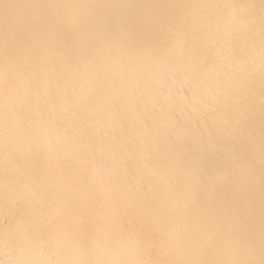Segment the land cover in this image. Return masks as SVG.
Wrapping results in <instances>:
<instances>
[{"label":"bare ground","instance_id":"6f19581e","mask_svg":"<svg viewBox=\"0 0 264 264\" xmlns=\"http://www.w3.org/2000/svg\"><path fill=\"white\" fill-rule=\"evenodd\" d=\"M0 264H264V0H0Z\"/></svg>","mask_w":264,"mask_h":264}]
</instances>
